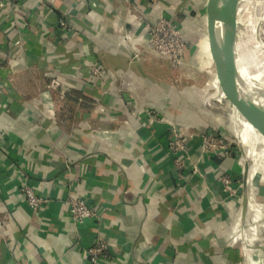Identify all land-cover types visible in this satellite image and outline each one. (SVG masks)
<instances>
[{"label": "crops", "instance_id": "0c3cea01", "mask_svg": "<svg viewBox=\"0 0 264 264\" xmlns=\"http://www.w3.org/2000/svg\"><path fill=\"white\" fill-rule=\"evenodd\" d=\"M154 1L16 8L0 0V264H264V151L246 172L245 248L240 201L224 197L215 179H239L241 155L208 157L196 141L198 172L180 178L163 138L171 123L195 140L208 124H223L238 141L240 115L260 143L264 132L249 116L264 98L239 69L216 66L224 58L208 0ZM159 16L179 26L176 67L147 46L145 21ZM59 18L73 22L75 36L53 30ZM93 64L100 78L90 77ZM55 76L67 92L49 86ZM26 188L44 199L38 209L28 207ZM76 198L98 211V222L69 220ZM96 240L104 258L93 261L87 249Z\"/></svg>", "mask_w": 264, "mask_h": 264}, {"label": "built area", "instance_id": "2783aa9c", "mask_svg": "<svg viewBox=\"0 0 264 264\" xmlns=\"http://www.w3.org/2000/svg\"><path fill=\"white\" fill-rule=\"evenodd\" d=\"M7 6L20 8L27 3H34L36 0H6ZM135 1V0H126ZM147 4H156L154 0H141ZM54 7V6H53ZM15 8V9H16ZM55 8V7H54ZM56 9V8H55ZM146 26V41L148 48L153 51L159 60H164L168 62L171 66L176 67L181 62L182 51L184 47V42L180 35L179 26L177 23L168 17H156L148 18L145 21ZM53 30L63 36L76 35V30L73 26V22L68 19L59 18L53 24ZM19 41L14 42V46H19ZM144 55L138 54L134 55V58H142ZM90 77L100 78L102 75L101 69L93 64L89 68ZM49 86L55 90L61 92H67L68 90L64 88V82L60 77L55 76L51 79ZM187 128L179 127L176 124H170L169 127L163 133V138L166 143V153L172 162V166L177 175L182 178L183 176L190 175V173L198 172L196 164L192 159L191 145L197 141V147L201 152L208 157H219L225 156L226 158H234V148L229 145L220 135L215 132L207 130L203 133H199L197 139L195 140L194 135L186 132ZM246 164V163H245ZM244 167L242 168L241 175L239 179L235 180L228 175L217 176L216 182L221 185V191L224 197L234 196L240 201L242 205V197L246 196V181L243 180ZM248 171V167L246 172ZM235 180L237 182L236 193H232L230 188L232 182ZM27 205L32 210L38 209L43 203L44 199L38 196L34 191L26 188L23 190ZM247 201V198H246ZM67 215L69 220L75 224L80 225L86 220L99 221L100 216L97 210L90 207L81 198H76L69 203L67 209ZM247 215V207L242 217L240 223L245 221ZM245 233L243 231L242 243L245 248H247V242L245 240ZM105 245L96 240L88 249L87 255L91 257L93 261L104 258Z\"/></svg>", "mask_w": 264, "mask_h": 264}, {"label": "water", "instance_id": "95a60500", "mask_svg": "<svg viewBox=\"0 0 264 264\" xmlns=\"http://www.w3.org/2000/svg\"><path fill=\"white\" fill-rule=\"evenodd\" d=\"M240 0H208L206 18L209 22L215 23L219 27V33L221 37V52L223 51V58L219 57L217 59L216 66L219 67L221 65L227 64L228 67H233V69L238 70V68L249 78V81L252 84L248 85L256 91L261 97L264 98V84L259 81H255L250 79L251 74L254 75L253 67H248V61L245 56L242 54L240 48V37H239V7ZM216 49L219 52V47L216 46ZM229 71H226L229 74ZM234 73V71H233ZM247 83V82H246ZM251 115L249 116L251 119H254L253 124L258 127L261 132H264V109L262 108H254L252 106ZM248 164L244 165V174L243 180L246 178V170ZM246 196L242 197V217H244V213L246 210Z\"/></svg>", "mask_w": 264, "mask_h": 264}, {"label": "bare ground", "instance_id": "6f19581e", "mask_svg": "<svg viewBox=\"0 0 264 264\" xmlns=\"http://www.w3.org/2000/svg\"><path fill=\"white\" fill-rule=\"evenodd\" d=\"M242 1L243 0H240V3H239L240 7L242 5L241 3H243ZM237 3H238V0H237ZM259 11L261 13H259ZM262 21H264V0H261L260 3L256 5V10H255V7L247 8L245 6L244 12L242 13V15H240L239 13L238 24H239L240 48H241L242 54L245 56V58L248 61V67L249 66L253 67L254 68L253 71L255 72L254 75L251 74L250 79L259 81L260 83L264 84V46H262L261 43L256 38V32L258 30V26L260 25ZM254 43L258 45L255 46ZM252 45L253 47H251ZM239 73L244 81H246L249 84H252L249 81V78L246 77V75L241 70L239 71ZM261 154L262 153L258 151L254 153L252 157H248L246 150H244L242 152V158H243V161L245 158L248 160L246 162V164H248V167L254 168L256 165L259 164L258 158L259 156H261ZM247 247H250V246L247 244Z\"/></svg>", "mask_w": 264, "mask_h": 264}, {"label": "rangeland", "instance_id": "374dc122", "mask_svg": "<svg viewBox=\"0 0 264 264\" xmlns=\"http://www.w3.org/2000/svg\"><path fill=\"white\" fill-rule=\"evenodd\" d=\"M261 0H243L241 3V7L239 9V13L240 15H242V13L244 12V8L245 6L247 8H254L256 10V5H258L260 3ZM247 3V4H246ZM261 10V9H260ZM262 11V10H261ZM259 13H261L259 11ZM256 38L257 40L261 43L262 46H264V21H262L260 23V25L258 26V30L256 32ZM255 44V43H254ZM258 44H255V46H257ZM253 47V45L251 46ZM259 48V47H258ZM260 51V50H259ZM238 130H237V134L236 137L239 139V142L235 139L234 135H231L227 129L225 128V126L223 124H217L215 126L209 125L207 129L214 131L217 135H220L229 145H232V147L234 148V158H240V154H241V158H242V152L244 150L247 151H252L253 150H258V151H264V139H260L259 142L263 143V148L262 149H258L261 148L260 143H257L256 141L259 139L257 136V132L255 133H248V131H250L251 129H254L249 123H247L244 119H242L240 117V115H238ZM244 128L246 130H244ZM245 139L248 140V142L245 141ZM246 148V149H245ZM241 151V153H240ZM243 160V159H242ZM248 160L245 158L244 159V164L247 162ZM247 216L245 218V221L243 223H240V231H241V241L243 238V231L246 234L247 233ZM263 239V237H261ZM248 236L245 235V240L247 241ZM264 243V242H263Z\"/></svg>", "mask_w": 264, "mask_h": 264}]
</instances>
